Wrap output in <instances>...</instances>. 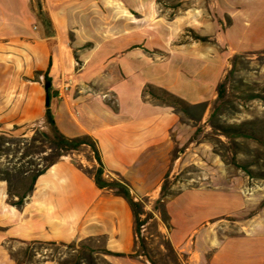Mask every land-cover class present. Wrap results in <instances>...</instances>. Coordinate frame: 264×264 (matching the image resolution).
I'll list each match as a JSON object with an SVG mask.
<instances>
[{"label": "crops", "instance_id": "crops-1", "mask_svg": "<svg viewBox=\"0 0 264 264\" xmlns=\"http://www.w3.org/2000/svg\"><path fill=\"white\" fill-rule=\"evenodd\" d=\"M160 1L0 0V125L45 123L48 78L58 131L90 139L103 180L124 181L136 202L153 208L170 177L180 117L146 90L203 106L218 98L230 59L264 52V0H213L219 21H231L224 30L212 24L221 54L197 44L174 49L165 35L140 28L138 16ZM116 6L130 16L116 15ZM83 148L39 177L21 210L4 205V238L24 250L101 242L112 264H143L130 206L97 185L99 165ZM188 198L201 204L181 212ZM248 207L235 191L182 193L165 205L170 243L185 253L194 242L191 264H264V221L246 234L228 223Z\"/></svg>", "mask_w": 264, "mask_h": 264}, {"label": "rangeland", "instance_id": "rangeland-1", "mask_svg": "<svg viewBox=\"0 0 264 264\" xmlns=\"http://www.w3.org/2000/svg\"><path fill=\"white\" fill-rule=\"evenodd\" d=\"M213 4V0H161L156 9L137 19L146 22L140 28L165 35L174 49L197 44L221 54L225 47L211 35L212 24L224 30L231 21L220 22ZM225 73L223 99L218 90V98L203 106L184 107L153 92L154 101L173 108L180 117L165 202L200 189L235 191L249 207L244 217L228 223L234 225L235 234H246L264 221V52L233 57ZM54 138L44 122L16 128L0 125V218L4 205L18 203V196H30L39 172L73 156L61 157L53 146ZM82 150L81 155L87 157L88 148ZM150 203L145 202L141 219L148 218L140 237L146 249L139 248L136 258H142L143 264H191L194 242L185 253L177 252L170 243L168 220L154 211L155 202L154 208ZM200 204L197 198L183 200L181 212ZM1 227L0 264H112L101 242L37 244L24 250L19 243L6 240Z\"/></svg>", "mask_w": 264, "mask_h": 264}, {"label": "trees", "instance_id": "trees-1", "mask_svg": "<svg viewBox=\"0 0 264 264\" xmlns=\"http://www.w3.org/2000/svg\"><path fill=\"white\" fill-rule=\"evenodd\" d=\"M45 89H46V93H47V105H46L47 106V113H46L45 123L47 126H49L52 129L53 134L55 136L53 146L55 147L56 150H58L59 152H61L63 154V156H61V157L69 156L70 154H72L74 152H79L83 147H89L92 150V152L94 153L95 160L99 165V171H98V174L96 177L97 185L101 189H107V190L115 192L118 196H120L126 200V202L130 206V208L134 214V217H135V229H136V236H137L138 244L140 246V249L145 250L146 249L145 239L140 238L142 228L146 225V223L148 221V218L145 221L141 220L142 217L145 215L144 204L141 202L135 201L134 197L131 194L129 186L124 181L120 180L119 182L109 183V182H106L103 180L104 167H103L101 158L99 156L97 147L90 139L84 138V139L70 140V139L64 137L58 131L56 124H55V121H54V118H53V115H52V112H51V109H50L52 86H51V81L48 78H46V80H45ZM223 90H224V86L221 85L219 87V99L220 100L223 99V96H224ZM155 91L159 92L165 98L177 103L178 105H182L184 107H190L187 104H185L184 102H182L181 100L177 99L176 97L168 94L167 92H165L163 90H154L153 88L149 87L146 90V94H149L152 98L157 99V96L153 93ZM55 164L56 163L52 164V166H54ZM47 171H48V169H45L36 175L35 180H34V186H35L37 179L39 177H41L42 175H44ZM167 181H166V183H167ZM166 183L163 187L162 197L156 203L155 211L164 215V220L167 221V217H166V213H165V205H166L165 198H166V191H167ZM32 192H33V190H32ZM18 199H19L18 203L10 204V206H12L18 210H21L24 207L27 196L26 195L25 196H18ZM106 254L108 256H114L108 252H106ZM115 257H120V256H115Z\"/></svg>", "mask_w": 264, "mask_h": 264}, {"label": "bare ground", "instance_id": "bare-ground-1", "mask_svg": "<svg viewBox=\"0 0 264 264\" xmlns=\"http://www.w3.org/2000/svg\"><path fill=\"white\" fill-rule=\"evenodd\" d=\"M114 12H115L116 15H118L120 17L130 16L125 9H123V8H121L119 6H116ZM138 24H139V26H142V25L146 24V22H142V23L139 22Z\"/></svg>", "mask_w": 264, "mask_h": 264}, {"label": "built area", "instance_id": "built-area-1", "mask_svg": "<svg viewBox=\"0 0 264 264\" xmlns=\"http://www.w3.org/2000/svg\"><path fill=\"white\" fill-rule=\"evenodd\" d=\"M68 90H69L68 88L65 89V91H67V92H68Z\"/></svg>", "mask_w": 264, "mask_h": 264}]
</instances>
